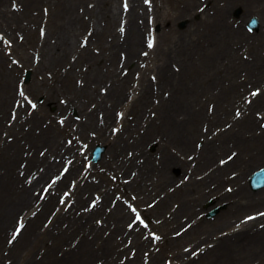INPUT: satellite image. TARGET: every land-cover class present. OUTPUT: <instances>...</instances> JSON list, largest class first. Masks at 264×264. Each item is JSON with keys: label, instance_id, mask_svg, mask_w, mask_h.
I'll return each instance as SVG.
<instances>
[{"label": "bare ground", "instance_id": "6f19581e", "mask_svg": "<svg viewBox=\"0 0 264 264\" xmlns=\"http://www.w3.org/2000/svg\"><path fill=\"white\" fill-rule=\"evenodd\" d=\"M128 1L130 8L127 13L125 34L121 38L115 31V23L118 22L119 25L122 18L121 0H0V33L2 38L15 40L12 46L15 54L13 58H18L22 63L21 67L8 66V57L0 49V130H4L3 120L11 107V100L16 96L13 82L19 72L23 68H31L36 74L45 70L51 71V79L33 81L26 87L27 90L35 95H43L46 102L54 105L56 112H65L67 107L75 106L82 114L88 115L87 121L80 125L84 141L90 140L87 133L89 129L98 130L97 139L106 145L109 156L105 162L111 163L112 169H122L127 163L128 167L137 171L135 179L127 184L128 187L132 190L145 191L147 190L145 183L149 187L152 185L148 193L141 192L142 196L138 198L140 204L146 197L156 196L162 191L165 192L154 206L155 213L169 209L172 201L178 203L171 211V216L165 218L159 226L161 233L168 236L170 228L180 223L181 215L194 217L198 210L203 211L200 205L212 194H215V201H228L221 212L223 215L217 217L219 225H216V221L205 222L209 224L201 226L200 221L195 222L180 236H170L167 243L170 248L165 247L162 250L160 248V252L151 254L150 261L168 251L172 252V258L183 259L184 254L180 250L181 240L191 237L194 231L203 230L210 233L212 230L216 232L222 228L227 229L228 233L216 236L214 247L209 249L206 255L183 259L181 264H253L254 260H258L256 264H264V227L255 228L251 220L241 222L239 227L234 228L233 223L239 221H232L244 211L264 205V191H252L246 187V183H240L256 162L264 159V129L257 134L255 125L258 119L250 113H245L240 119L231 120L229 128L219 130L211 139L206 136L199 149L195 146V138L202 135L198 130V123H206L207 130H210L213 126L228 121L231 106L242 105L243 91L250 83L259 84L258 87H261L262 91L249 106H245L243 112L253 106L264 112V0H211L212 12L205 9L202 15L198 16L199 20L193 22L192 27L187 30L188 33L176 31L169 26L165 33L160 34L161 46L157 49L155 57L151 56L153 62L150 68L155 71L156 83L143 74L139 79L140 90L135 103L125 106L127 92L131 88V72H142L138 62L147 61L146 57L139 54V49L143 47L145 24L139 23L137 18H141L142 15H146L147 18L148 11L139 0ZM197 2L171 0L170 6H167L163 13L160 9L157 10L154 23L157 25L161 23L162 26L159 27L165 29L171 12L175 13L177 18L191 16L196 12ZM89 3L93 5L89 7ZM12 4L18 5L17 10L11 9ZM235 4L243 6L246 12L248 9L251 10V14L256 12L261 19L257 33L249 34L243 31L241 25L234 27L228 20L227 15ZM43 7L48 10L45 20ZM143 7L144 11L140 13L139 10ZM41 23L46 30L42 39L36 37L34 32V28L37 25L39 28ZM87 30H91L87 35V45L80 49L77 39L79 36L83 37ZM17 33L23 35L22 41L16 40ZM91 45L99 48V52H93ZM32 48L39 57L35 65L30 61ZM120 51L125 53L122 68L130 67L128 73L123 76L118 72ZM243 53L249 54L251 60L244 59L241 56ZM69 55H76L75 61L63 73L60 67ZM172 62L180 66L179 71L171 69ZM79 63L85 64L87 69L76 71L75 67ZM240 70L246 71L242 80L239 79ZM68 76L71 79L70 84ZM74 77L81 78L84 84L73 85ZM106 81H109L107 93L98 98L96 87ZM154 84L159 89L155 93L152 89ZM164 90L169 91L167 98L162 96ZM58 94L66 96L68 101L66 105L56 103ZM152 96L159 97L157 105L151 103ZM202 97L204 101H200ZM89 100H94L97 109L103 112L104 123L100 127L93 117L94 109L87 111ZM212 100L214 103L212 114L203 112L202 108H195L198 103L203 104ZM182 102L187 103L189 107L182 109V104H179ZM170 104L172 107H169ZM117 107L125 108L127 114H133L132 121L135 124L130 126V121H126L125 136L121 134L117 139L108 141L105 133L108 125L115 120L114 110ZM147 108L156 111V117L146 118L144 132L134 138L135 142L130 143L127 138L138 132ZM18 110L20 112L21 108ZM45 112L44 108L32 112L28 117L26 115L25 118L16 116L13 124L5 128V131L13 135V140L8 142L0 138V264H96L97 258L101 260V264H120L117 262V255L125 249L123 243L129 235L132 238V246L141 247L146 245V242L138 239L139 231L126 228L129 213L120 202L110 212H104L103 203L109 196V190L102 189V185L87 181L82 184L83 179L77 182L74 190L77 198L75 205H82L87 198H92L97 190L104 194L99 206L79 217L71 211L59 212L47 228L42 230L41 218L56 205L55 197L52 195H48L47 199L42 201L37 213L30 214L35 209L34 201L37 198L34 190L39 183L59 169L66 154L75 156L72 147H64L62 150L63 144L59 142L61 135L70 132L67 127L59 128L56 124L49 123L44 128L41 126L39 132L34 131L43 118L50 116ZM24 125H29V128L25 130ZM155 137H159L156 146L160 158L158 164L153 167L155 158H151L152 154L145 151L144 145ZM127 147L137 151L133 152L132 157L125 159L123 152ZM171 147L180 155L187 151L197 154L191 176L201 168L211 166L215 157L225 149L235 148L237 154L227 164L215 165L199 180L191 182L186 187L188 192L180 195L179 192L166 193L167 185L174 179V174H169L166 170L174 167L183 172L189 168L191 162L189 163L185 155L172 153ZM41 150L45 151L39 155ZM139 156H145V159L137 163L136 158ZM21 160H25L26 163L18 169ZM116 160L120 163L113 167ZM230 166L238 170L237 175L229 179L237 184L232 195L221 193L219 190L220 183L225 180V174ZM76 173L73 164L62 181L56 185V189H60L70 179L77 181ZM26 177L35 178L27 184ZM102 178L103 182H106L104 175ZM211 182H217V186L204 191L209 188ZM18 214H22L26 222L23 232L11 244L5 243L9 226ZM95 218H101L104 224L98 226L93 222ZM62 222H67L65 226L67 229L62 230ZM52 228H56V233L49 231ZM105 229L109 230L107 234ZM215 232L211 233V239ZM77 233H81L80 240L72 246V240ZM117 235H120V240H117ZM183 235L185 236L182 237ZM71 236H74L73 239L68 240ZM64 246L66 247L63 248ZM137 259H140L139 253L133 260ZM133 260H128L125 264H133Z\"/></svg>", "mask_w": 264, "mask_h": 264}, {"label": "rangeland", "instance_id": "374dc122", "mask_svg": "<svg viewBox=\"0 0 264 264\" xmlns=\"http://www.w3.org/2000/svg\"><path fill=\"white\" fill-rule=\"evenodd\" d=\"M155 1H157L158 2V5L159 4H161V3H164V1L165 0H161V2H160V0H154V2ZM202 1V0H201ZM205 1V0H204ZM203 2V1H202ZM168 3V2H167ZM205 3V2H204ZM206 3H208L207 2V0H206ZM10 4V3H9ZM236 6H239L238 4H235ZM166 6V5H165ZM169 6H170V4H169ZM207 7L210 9V4L209 5H207ZM12 8V7H11ZM243 9V8H242ZM237 9L235 8V9H231L230 11H229V13H228V20L234 25V27H236L240 22L242 23V27H243V29L244 30H246V28H245V25H246V23L248 22V20H246V17L248 18L249 16L250 17H254V16H252V15H250V14H248V12L247 13H245V12H240L239 13V16H237L235 19H232V18H234V17H232V16H234V13H235V11H236ZM243 10H245V8L243 9ZM242 10V11H243ZM171 19H170V25H171V27L172 26H174L175 28L177 27V28H179V32H181V31H185V30H188V29H190L191 28V25H192V23H190V19H188V18H183V17H181V18H175V14L174 13H172L171 15ZM173 17V18H172ZM232 17V18H231ZM250 17H249V19H250ZM141 20L143 21L144 20V18H141ZM182 20H185L186 21V24L184 25V27H179L178 26V24H179V22L180 21H182ZM198 20V16L197 15H193L192 16V21H197ZM242 20V21H241ZM116 25V24H115ZM198 27V26H197ZM177 28L175 29V30H177ZM166 30V29H165ZM247 31V30H246ZM160 32H161V29H160ZM255 32H257V31H255ZM36 33L38 34V29L36 30ZM186 33H188V32H186ZM191 33V32H190ZM19 35V33H17V36ZM157 47H159V44H158V46ZM157 47H156V49H157ZM140 50V49H139ZM33 53V51L31 52V54ZM246 56H248L249 57V55L248 54H245V53H243V57H246ZM250 58V57H249ZM73 62V58L72 57H68V59L67 60H65V62H63L62 63V65H63V67H62V72H64L68 67H69V65L71 64ZM81 64H79V66H80ZM86 66L85 65H83L82 66V68L84 69ZM207 68V67H206ZM203 71V70H202ZM147 73H150V72H148V70H147ZM136 74V73H135ZM134 74V75H135ZM45 75H47V76H49V75H51V72H45ZM147 75H150V74H147ZM241 75H243V71H241V74H239V76H241ZM40 77H42L41 75H40ZM38 78V77H37ZM47 78V77H46ZM20 78H17L16 80H15V82H14V86H15V88L18 86V83L20 82ZM31 79H29V81H30ZM28 81V82H29ZM77 81H79L80 82V80H77ZM103 84H101V85H99V87L100 86H102ZM104 90V89H103ZM165 94H167L166 92H165ZM132 96L133 95H128V97H127V101H131V98H132ZM65 99V98H64ZM40 103H42L43 102V99H42V97L41 98H38L37 99ZM184 101V100H183ZM179 104H182L181 105V108L182 109H186V108H188L189 107V105L187 104V103H184V102H182V103H179ZM178 104V105H179ZM178 105H176V106H178ZM206 105H208V103H205V107H204V110H203V112L205 111H208L209 109H207L206 108ZM210 105H212V104H209V108H210ZM176 106H174V107H176ZM90 107L92 108L93 107V104H91L90 105ZM169 107H172V104H170L169 105ZM175 111V110H174ZM182 111H180V113H181ZM179 113V114H180ZM96 114H98L97 112H96ZM101 114V113H100ZM78 116V120H79V118L81 117V115L79 116V115H77ZM76 117V115H74V118ZM82 119H84V117L82 116L81 117ZM5 120H6V118H5ZM6 123V122H5ZM217 127H221V125H217ZM216 127V128H217ZM25 129H27L28 128V125H26L25 127H24ZM110 127H108V131H107V133L109 134L110 133ZM5 134V133H4ZM95 134V133H94ZM93 134V135H94ZM11 138V137H10ZM72 140V139H71ZM74 145H76V143H73ZM80 145V144H79ZM147 147V149H149L150 151H154V148H153V144H149V145H147L146 146ZM75 149L76 150H78V146L77 147H75ZM128 151H131V150H128ZM227 153V152H226ZM128 157L129 156H131V155H127ZM157 157H158V154H157ZM138 160V159H137ZM98 168H101V167H98ZM102 169V168H101ZM110 171L111 170H108L107 168H106V170H105V168H104V171H102V173H104L105 175H107L108 176V179H109V181H111V182H113L114 183V178H115V176H119L122 172H117L118 174H115L114 172H111L110 173ZM173 172H174V174L175 175H179V174H181V173H179V171L177 172L175 169H173ZM230 172L232 173L233 172V169H230ZM114 173V174H113ZM129 174H131L132 175V169H129L127 172H126V174H123L122 173V178L121 179H126V178H129ZM180 176H182L183 177V174H181V175H179L178 176V178L177 179H179V177ZM186 175H184V177H185ZM114 177V178H113ZM177 180L176 179H174L173 180V183H175ZM225 184H226V182H223V184H222V186L220 187V189H222V188H224V186H225ZM113 184H110V186H112ZM172 185V184H171ZM174 186H169V190H172V188H173ZM230 186H228V187H226V188H224L223 190H228V188H229ZM231 188V187H230ZM133 195L132 194H128V198H131ZM113 197V198H112ZM122 197V194H121V191L119 190V189H114L113 190V195H111V199H119V198H121ZM123 197H125V196H123ZM151 198H149V199H147L146 201H145V203L147 202L148 203V201H152V200H150ZM111 202V201H110ZM108 203L107 204V207L109 206V204H111V203ZM123 203V202H122ZM221 204H224V203H220L219 204V206L221 205ZM123 205H124V203H123ZM125 206V205H124ZM126 207V206H125ZM264 207V206H263ZM262 206L261 207H258V208H256V209H252V210H246L245 212H243V214H241V215H244V214H248L249 212H252V211H258L259 209L261 210L262 208H263ZM220 209H221V206H220ZM167 215V212H165V213H163V215H159V218H161V217H163V216H166ZM202 215H204L205 217H206V213H203ZM156 218V217H155ZM156 219H158V217L156 218ZM211 219H213V218H211ZM256 223H258V222H260V221H255ZM183 226V224L181 223L180 225H177L176 227H174L172 230H171V233H173V231H176V230H178V229H180L181 227ZM200 235V234H199ZM197 236V237H195L194 239H192V240H190V241H188V242H186V241H184L185 243L183 244V249H185V248H187V247H190V250H188V251H185V252H192L193 250H195V248L197 247V241H202L203 239H202V236ZM89 239H91V238H89ZM76 240L77 239H74L73 241H72V243L73 242H76ZM128 240V239H127ZM126 240V241H127ZM86 241H87V239H86ZM148 247V246H147ZM147 247H143V248H141L140 249V255H144V253H147ZM136 251V248H132V247H129L128 249H127V251L124 253V254H119V255H117V260L119 261V262H121L122 261V258H124V257H127L128 256V254H132L133 253V251ZM190 252V253H191ZM135 253V252H134ZM143 259V257L141 258V260ZM141 260H137V261H135L134 263L135 264H140V263H142V262H140ZM97 263H99L100 264V260H98L97 261Z\"/></svg>", "mask_w": 264, "mask_h": 264}, {"label": "snow or ice", "instance_id": "6c2138e0", "mask_svg": "<svg viewBox=\"0 0 264 264\" xmlns=\"http://www.w3.org/2000/svg\"><path fill=\"white\" fill-rule=\"evenodd\" d=\"M146 2H147V0H146ZM149 47H151L152 46V44H151V41L149 42V45H148ZM21 95H23V93H21ZM254 95H255V93H254ZM261 215H264V214H261ZM137 220H139L140 218H139V216H137V218H136ZM248 219H252V217H249ZM20 232V228L18 227L17 229H16V233L18 234ZM13 239H15V235L13 236ZM11 242V241H10Z\"/></svg>", "mask_w": 264, "mask_h": 264}]
</instances>
